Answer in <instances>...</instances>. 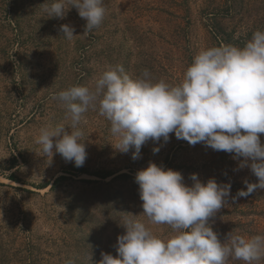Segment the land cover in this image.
<instances>
[{"label":"rangeland","instance_id":"1","mask_svg":"<svg viewBox=\"0 0 264 264\" xmlns=\"http://www.w3.org/2000/svg\"><path fill=\"white\" fill-rule=\"evenodd\" d=\"M51 2L0 0V264H99L102 252L116 255L123 218L146 219L135 175L150 162L180 171L188 185L192 173L204 183L230 182L231 196L246 189L245 180L257 182L250 167L239 168L243 157L190 145L174 133L167 143L149 140L133 160L131 151L113 147L110 122L98 110L84 113L80 124L82 167L59 153L46 163L35 137L46 125L71 131L53 93L90 86L117 65L132 78L148 69L178 84L200 50L243 47L254 31H264V0H104L105 18L88 34L75 6L63 19L47 18L42 8ZM64 24L74 27L72 40L60 30ZM105 173L113 175L100 177ZM209 223L221 240L230 232L264 234V190L229 198ZM151 227L162 237L171 233L167 225Z\"/></svg>","mask_w":264,"mask_h":264},{"label":"clouds","instance_id":"2","mask_svg":"<svg viewBox=\"0 0 264 264\" xmlns=\"http://www.w3.org/2000/svg\"><path fill=\"white\" fill-rule=\"evenodd\" d=\"M72 6L86 20L85 34L99 28L106 15L104 0H52L42 11L47 18L63 19ZM60 30L68 40L75 36L69 24ZM51 98L66 110L71 131H65L63 123L39 129L36 153L48 164L59 153L66 162L83 166L87 153L80 124L84 113L98 110L110 122L113 147L131 151L133 160L140 158L149 140L167 143L174 133L190 145L203 143L233 154V159L243 157L239 168L250 167L258 178L254 183L245 180L246 189L231 196L230 182L210 178L204 183L192 173L188 185L180 171L150 162L135 175L146 219L125 216L117 254L102 252L99 264H227L230 258L258 264L264 259V234L230 232L221 240L209 223L229 198L235 202L264 190V31H254L243 47L200 50L178 84L156 79L148 69L132 78L117 65L92 85L72 86ZM159 150L153 148L154 153ZM152 225H167L171 233L162 237Z\"/></svg>","mask_w":264,"mask_h":264},{"label":"trees","instance_id":"3","mask_svg":"<svg viewBox=\"0 0 264 264\" xmlns=\"http://www.w3.org/2000/svg\"><path fill=\"white\" fill-rule=\"evenodd\" d=\"M111 175H113V173H105V174H101L100 177H102V178H107V177H109V176H111ZM125 176H127V174H122V177H125ZM9 177H10L11 179H17V178L15 177L14 174H11ZM58 181H59V178L56 179V182H55V183H57Z\"/></svg>","mask_w":264,"mask_h":264}]
</instances>
